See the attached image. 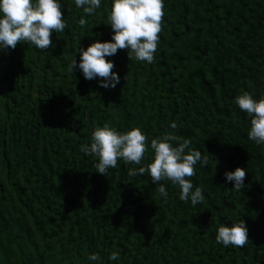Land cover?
Segmentation results:
<instances>
[{
  "label": "trees",
  "instance_id": "obj_1",
  "mask_svg": "<svg viewBox=\"0 0 264 264\" xmlns=\"http://www.w3.org/2000/svg\"><path fill=\"white\" fill-rule=\"evenodd\" d=\"M59 2L67 27L52 47L0 50V264H264V145L248 139L250 118L235 103L242 90L264 96V0H164L154 62L118 50L106 59L120 81L107 89L69 65L80 47L112 39V0L95 14ZM105 122L142 129L141 165L96 171L81 145ZM166 132L208 157L190 178L202 203L182 201L171 181L160 182L165 198L147 172L129 175ZM236 167L246 170L240 191L224 175ZM235 218L247 244L217 243L218 226Z\"/></svg>",
  "mask_w": 264,
  "mask_h": 264
},
{
  "label": "clouds",
  "instance_id": "obj_2",
  "mask_svg": "<svg viewBox=\"0 0 264 264\" xmlns=\"http://www.w3.org/2000/svg\"><path fill=\"white\" fill-rule=\"evenodd\" d=\"M75 6L84 14H95L101 0H75ZM164 0H112L108 14V24L113 29L110 41L96 40L86 49L79 48V63L73 58L69 71L79 69L85 79L100 78L103 88H115L120 81L113 71V61L106 57L114 56L118 50L127 49L128 59L147 63L154 62L159 33L162 31ZM87 20L81 16L79 25L84 27ZM67 24L59 0H0V50L15 49L17 44L27 43L40 50L52 47V33L64 32ZM235 103L250 118L248 139L264 145V96L259 99L248 91H241ZM175 129L177 125L171 124ZM191 141L173 132H166L150 141L153 151L151 162L146 166L130 168L129 175H150L158 184V193L167 197L168 192L161 181H171L180 189V199L191 201L193 206L205 199L202 187H195L191 177L196 175L195 165L199 162L207 166L208 157L191 146ZM149 150L148 138L142 129L134 126L127 131H119L110 122L96 126L91 134V143L82 144L81 151L98 158L96 171L106 176L110 168H115L119 160L126 164L141 165ZM226 181L233 182V189L244 187L246 170L236 167L225 172ZM249 239L248 229L243 219L235 218L231 226L220 224L216 241L225 247H243ZM110 260H118L119 253L113 251ZM90 261H99V254L88 256Z\"/></svg>",
  "mask_w": 264,
  "mask_h": 264
},
{
  "label": "rangeland",
  "instance_id": "obj_3",
  "mask_svg": "<svg viewBox=\"0 0 264 264\" xmlns=\"http://www.w3.org/2000/svg\"><path fill=\"white\" fill-rule=\"evenodd\" d=\"M127 78H129V77H127ZM123 79H125V78H123ZM31 94H32V101H33L36 98V96H38L37 90L34 87H32ZM41 97H43V95H41Z\"/></svg>",
  "mask_w": 264,
  "mask_h": 264
}]
</instances>
